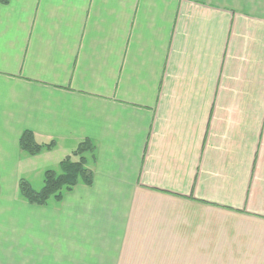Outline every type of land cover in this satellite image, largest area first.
<instances>
[{"label": "crops", "instance_id": "crops-1", "mask_svg": "<svg viewBox=\"0 0 264 264\" xmlns=\"http://www.w3.org/2000/svg\"><path fill=\"white\" fill-rule=\"evenodd\" d=\"M0 264H264V0H0Z\"/></svg>", "mask_w": 264, "mask_h": 264}, {"label": "trees", "instance_id": "trees-1", "mask_svg": "<svg viewBox=\"0 0 264 264\" xmlns=\"http://www.w3.org/2000/svg\"><path fill=\"white\" fill-rule=\"evenodd\" d=\"M19 143L21 149L30 155H35L43 148L51 146V143L45 146L37 144L28 130L22 133ZM90 153V143L87 140L83 141L72 154L62 158L59 172L47 169L43 173L42 186L38 190L33 189L27 180L19 179L17 187L20 195L32 204L44 205L49 200L59 201L65 192L78 183L90 185L92 174L86 166L87 155Z\"/></svg>", "mask_w": 264, "mask_h": 264}, {"label": "rangeland", "instance_id": "rangeland-1", "mask_svg": "<svg viewBox=\"0 0 264 264\" xmlns=\"http://www.w3.org/2000/svg\"><path fill=\"white\" fill-rule=\"evenodd\" d=\"M17 189H18V187H17ZM17 195H18L19 198H21V199L25 200L26 202H28L24 197H22V196L20 195L19 191L17 192ZM29 203H30V202H29Z\"/></svg>", "mask_w": 264, "mask_h": 264}]
</instances>
